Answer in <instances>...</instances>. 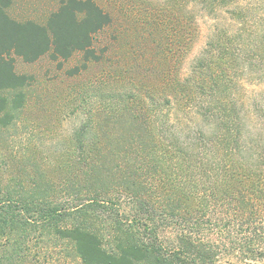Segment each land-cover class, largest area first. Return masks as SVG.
Returning a JSON list of instances; mask_svg holds the SVG:
<instances>
[{"label": "trees", "instance_id": "1", "mask_svg": "<svg viewBox=\"0 0 264 264\" xmlns=\"http://www.w3.org/2000/svg\"><path fill=\"white\" fill-rule=\"evenodd\" d=\"M10 5L0 0L2 128L33 80L13 56L80 52L77 74L99 59L94 36L111 24L94 0H61L45 24L12 19ZM190 5L226 17L182 74L199 35ZM131 15L173 37L162 78L87 119L52 165L22 157L19 174L0 178V264H50L48 240L80 264H264V93L242 81L257 66L264 83V0H131Z\"/></svg>", "mask_w": 264, "mask_h": 264}, {"label": "rangeland", "instance_id": "2", "mask_svg": "<svg viewBox=\"0 0 264 264\" xmlns=\"http://www.w3.org/2000/svg\"><path fill=\"white\" fill-rule=\"evenodd\" d=\"M60 1L11 0L6 12L19 22L32 20L45 24ZM94 1L110 15L111 24L95 34L93 48L99 59L89 61L85 69L77 74L69 73L82 65L80 52L67 60H52L46 54L33 63L13 56L15 72L31 76L33 80L23 89L26 103L16 114L15 123L7 128L0 127V178L19 174V164L26 161L22 157L52 165L54 155L62 152L64 139L87 119L94 121L104 107L112 109L121 101L126 102L134 85H150L162 78L168 63L167 50L177 49L173 44L168 45V39L173 37L141 22V16H132L131 0ZM164 1L138 0L147 8L160 6ZM189 7L195 15L199 35L180 64L182 74L187 73L193 59L204 48L207 37L216 25L223 24L222 17H226L220 14L215 18L196 5ZM255 21L258 23H250L252 32L261 24ZM172 57L175 61V54ZM251 69L253 73L242 80L243 88L250 94L264 93V83L257 78L260 77L257 66ZM48 242L49 250L42 257L50 264H80L70 245Z\"/></svg>", "mask_w": 264, "mask_h": 264}]
</instances>
